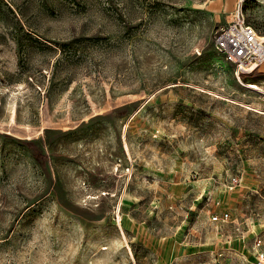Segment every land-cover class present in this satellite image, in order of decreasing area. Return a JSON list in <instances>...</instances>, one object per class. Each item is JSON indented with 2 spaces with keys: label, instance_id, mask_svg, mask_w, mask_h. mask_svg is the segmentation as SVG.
I'll return each mask as SVG.
<instances>
[{
  "label": "rangeland",
  "instance_id": "obj_1",
  "mask_svg": "<svg viewBox=\"0 0 264 264\" xmlns=\"http://www.w3.org/2000/svg\"><path fill=\"white\" fill-rule=\"evenodd\" d=\"M235 3L0 0V264H220L264 234V94L213 43Z\"/></svg>",
  "mask_w": 264,
  "mask_h": 264
},
{
  "label": "built area",
  "instance_id": "obj_2",
  "mask_svg": "<svg viewBox=\"0 0 264 264\" xmlns=\"http://www.w3.org/2000/svg\"><path fill=\"white\" fill-rule=\"evenodd\" d=\"M236 0L234 8L229 12L227 22L215 33L213 43L218 53L232 65L233 73L237 80L253 72L264 62V39L260 37L256 29L246 20L243 13V2ZM224 190L231 192L234 188L233 182H222ZM206 205L220 204L219 200L208 192L205 196ZM257 213L256 219L259 215ZM230 215L227 210L221 213H213L210 216L212 223H221V228L229 222ZM237 236H243L239 226L235 227ZM255 235L253 248L255 260L250 264H264V236Z\"/></svg>",
  "mask_w": 264,
  "mask_h": 264
},
{
  "label": "crops",
  "instance_id": "obj_3",
  "mask_svg": "<svg viewBox=\"0 0 264 264\" xmlns=\"http://www.w3.org/2000/svg\"><path fill=\"white\" fill-rule=\"evenodd\" d=\"M221 232L223 233V231ZM260 232V229H256L253 224L250 225L247 223L245 229L242 230L243 236L239 238L237 233L234 232L235 234L226 240L231 246L222 247L224 244L221 241L223 235H220L221 240H216V245L212 248V252L215 251L219 255V259H221L220 264H250L256 257L253 248V238L255 235H260ZM218 244H221V247H218Z\"/></svg>",
  "mask_w": 264,
  "mask_h": 264
},
{
  "label": "bare ground",
  "instance_id": "obj_4",
  "mask_svg": "<svg viewBox=\"0 0 264 264\" xmlns=\"http://www.w3.org/2000/svg\"><path fill=\"white\" fill-rule=\"evenodd\" d=\"M261 38L264 39V35H261L260 36ZM240 83L246 87L247 89H249L250 91H253V92H256V93H259V94H264V89L262 87H260L259 85H257L256 83L254 82H246L244 80H240ZM210 93V91H209ZM216 94V93H215ZM219 95V94H218ZM217 96V95H216ZM150 97V96H149ZM233 101V100H232ZM248 105V104H247ZM264 111V110H263ZM15 115L13 114L12 115V118L14 117ZM128 126V125H127ZM125 132V131H124Z\"/></svg>",
  "mask_w": 264,
  "mask_h": 264
}]
</instances>
